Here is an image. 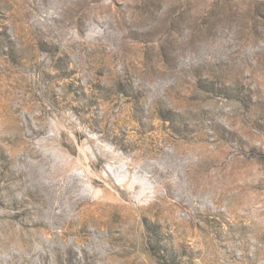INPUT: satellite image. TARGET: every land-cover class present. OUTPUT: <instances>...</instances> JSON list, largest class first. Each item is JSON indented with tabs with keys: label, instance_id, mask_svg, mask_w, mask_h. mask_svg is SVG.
I'll list each match as a JSON object with an SVG mask.
<instances>
[{
	"label": "rangeland",
	"instance_id": "obj_1",
	"mask_svg": "<svg viewBox=\"0 0 264 264\" xmlns=\"http://www.w3.org/2000/svg\"><path fill=\"white\" fill-rule=\"evenodd\" d=\"M0 264H264V0H0Z\"/></svg>",
	"mask_w": 264,
	"mask_h": 264
},
{
	"label": "bare ground",
	"instance_id": "obj_2",
	"mask_svg": "<svg viewBox=\"0 0 264 264\" xmlns=\"http://www.w3.org/2000/svg\"><path fill=\"white\" fill-rule=\"evenodd\" d=\"M101 191V190H100Z\"/></svg>",
	"mask_w": 264,
	"mask_h": 264
}]
</instances>
